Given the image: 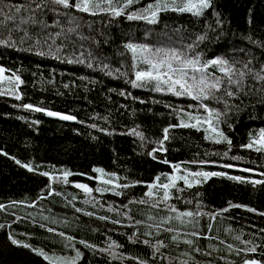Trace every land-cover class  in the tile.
<instances>
[{"label": "trees", "instance_id": "1", "mask_svg": "<svg viewBox=\"0 0 264 264\" xmlns=\"http://www.w3.org/2000/svg\"><path fill=\"white\" fill-rule=\"evenodd\" d=\"M129 17L0 0V264H264V0Z\"/></svg>", "mask_w": 264, "mask_h": 264}, {"label": "snow or ice", "instance_id": "2", "mask_svg": "<svg viewBox=\"0 0 264 264\" xmlns=\"http://www.w3.org/2000/svg\"><path fill=\"white\" fill-rule=\"evenodd\" d=\"M53 2L57 3V4H62V5H65V6H68L69 5V0H53ZM131 2V0H130ZM208 2L209 0H199V8H206L208 7ZM91 3V0H82V5L81 4H77L75 5L76 7H83V10L84 11H88L89 10V5ZM189 8H193V7H197V5L195 4H190L188 5ZM180 11H184L185 9L184 8H181L179 9ZM17 12L20 11L19 8L16 9ZM117 15L119 14L118 12L116 13ZM153 15H155V13H153ZM9 18H12V17H9ZM130 19L133 18V17H129ZM2 42V41H0ZM131 47V46H130ZM173 57L177 60L180 59V57L178 55H176L175 53H173ZM198 61H195V60H191V61H186L185 64L186 65H192V66H195L196 63ZM210 63L212 64H226L227 62L226 61H222V60H213L211 61ZM164 64V61L161 60L159 63H153L152 64V69L155 70V76L153 75V71L152 70H149V71H140V72H137L136 73V80L137 81H142L144 80L145 78H150V79H156V80H161L163 78V76L165 75H168L169 79L168 80H165L164 82L165 83H169V81H171V85L172 87L170 88L171 91H175V85H180V87L182 89H184V91L186 93H188L189 95L191 94V86H187L186 87V82L184 81V76L186 75V73L183 71V69H176V68H173L172 64L171 63H168L167 64V68H168V72L167 73H162L160 71V68L161 66ZM199 70V69H197ZM177 71L180 72V78L178 79H172V76L170 74H174L176 73ZM221 71H224V72H228L230 71V69L228 68H222ZM3 72V69H0V73ZM243 75V74H241ZM17 80H19V77H16ZM230 83L232 82L231 80L229 81ZM200 83H204L203 80L200 81ZM220 81L217 80L215 83L211 84V87L212 88H217L219 89L220 87ZM201 93H203V88H201ZM177 95H181L182 93L181 92H176ZM227 95L229 96H232L234 95L233 92L229 91L227 93ZM25 107L27 108H31L32 106L31 105H25ZM36 111H41V109H36ZM48 115L49 116H56V115H59L58 113H54V112H48ZM64 120H73L75 119V117L73 116H68V115H65L62 117ZM206 123H209L210 127H211V124H210V121H205ZM185 127L189 126L187 124L183 125ZM192 127H196V125H191ZM212 131H216L215 128L212 129ZM164 132H165V137L164 139L167 140L168 139V136H167V133H168V129H164ZM221 137L226 139V137H223V133H220ZM162 143V142H161ZM261 143H264V134H262V137H261ZM248 147H252L251 144L248 145ZM259 150V149H258ZM17 163H19V161H17ZM24 167H28L29 170H31V168L29 167V165H24ZM178 167V166H177ZM231 167V166H229ZM95 171L97 172H103L102 169H95ZM44 175H48V173H44ZM65 176L68 175L67 172L64 173ZM195 177H204L205 179H207L209 176H219V175H223V173H217V172H212V173H207V172H203V173H195L193 174ZM159 179V177H157V180ZM230 179H234V180H241L242 178L241 177H230ZM175 180H184L186 185L188 187H191L192 186V182L189 181L188 179V176H178V177H174L172 178V180L170 181V183H166V184H163V185H160V187H162L163 189L167 190L171 187H174L175 186ZM195 183H200V181L197 179L195 180ZM255 183H261V181H255ZM78 187H81V188H84L85 190H88L87 189V185H77ZM128 185H125V187H127ZM150 187H155V185H152ZM148 196H152L153 193L151 191H149L147 193ZM168 192L165 191L164 193V199H167L168 198ZM233 206H236L238 207V205H233ZM254 211V210H253ZM181 215H187V216H192L193 213L192 212H187V213H182ZM173 239L175 240L176 237L174 236ZM15 243V241H13ZM189 243H191V241H189ZM251 251H255V249H250ZM77 255L79 256V252L77 253ZM47 258V257H46ZM246 264H257L256 261H247Z\"/></svg>", "mask_w": 264, "mask_h": 264}, {"label": "rangeland", "instance_id": "3", "mask_svg": "<svg viewBox=\"0 0 264 264\" xmlns=\"http://www.w3.org/2000/svg\"><path fill=\"white\" fill-rule=\"evenodd\" d=\"M70 3H74V5H82V0H69V4ZM190 4H195L197 7L189 8L188 5ZM198 6L199 0H131V2L130 0H91L88 11H109L114 13L127 12L132 17L146 18L149 21H153L156 19L157 13L165 9L184 8V11L195 14L200 13L205 9H201ZM78 8L83 9L82 6ZM153 13H155V15H153ZM164 78L169 79L168 76ZM184 81L186 82L187 80L184 79ZM48 112L58 113L59 115H56L57 117H63L66 115L57 111L47 110V114ZM102 173H104V171Z\"/></svg>", "mask_w": 264, "mask_h": 264}, {"label": "water", "instance_id": "4", "mask_svg": "<svg viewBox=\"0 0 264 264\" xmlns=\"http://www.w3.org/2000/svg\"><path fill=\"white\" fill-rule=\"evenodd\" d=\"M81 184H83V185H87V189H88V190H85L84 188H82L83 192H85V193H87V194H91V193L94 192V188H92L88 183H84V182H75V183H73L72 185H73V186H77V185H81ZM77 187H78V186H77ZM78 188L81 189V187H78Z\"/></svg>", "mask_w": 264, "mask_h": 264}]
</instances>
